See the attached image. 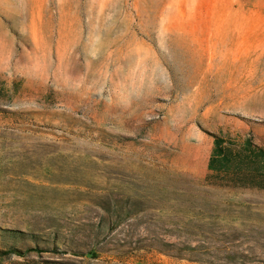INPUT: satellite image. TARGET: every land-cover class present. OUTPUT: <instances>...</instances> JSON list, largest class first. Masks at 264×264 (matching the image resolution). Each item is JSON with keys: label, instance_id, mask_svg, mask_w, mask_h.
I'll return each mask as SVG.
<instances>
[{"label": "rangeland", "instance_id": "obj_1", "mask_svg": "<svg viewBox=\"0 0 264 264\" xmlns=\"http://www.w3.org/2000/svg\"><path fill=\"white\" fill-rule=\"evenodd\" d=\"M215 134L264 147V0H0V264H264Z\"/></svg>", "mask_w": 264, "mask_h": 264}, {"label": "trees", "instance_id": "obj_2", "mask_svg": "<svg viewBox=\"0 0 264 264\" xmlns=\"http://www.w3.org/2000/svg\"><path fill=\"white\" fill-rule=\"evenodd\" d=\"M204 179L221 185L264 189V147L249 137L238 142L222 134H215ZM27 250L9 247L0 249V253L15 252L23 255ZM86 252L93 254L92 250Z\"/></svg>", "mask_w": 264, "mask_h": 264}]
</instances>
